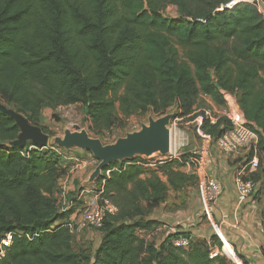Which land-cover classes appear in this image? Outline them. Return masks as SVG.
I'll use <instances>...</instances> for the list:
<instances>
[{
  "label": "trees",
  "instance_id": "16d2710c",
  "mask_svg": "<svg viewBox=\"0 0 264 264\" xmlns=\"http://www.w3.org/2000/svg\"><path fill=\"white\" fill-rule=\"evenodd\" d=\"M231 1L0 0V103L17 105L38 125L45 105L81 102L90 130L101 135L120 116L149 110L160 116L174 104L177 114L191 116L200 94L223 105L222 90L231 92L258 134L261 162L251 177L259 182V193L264 17L247 2L228 8ZM170 5L179 8V19L163 15ZM173 41L184 49L185 60L168 59ZM202 128L216 140L229 122L205 120ZM19 133L15 120L0 109V241L14 235L0 264H232L221 254L210 257L212 249L221 248L216 234L188 248L174 245L180 233L159 242L141 236L157 230V221L146 217L168 191L194 183L195 175L183 169L186 157L155 168L135 164L141 156L112 162L104 170L111 169L109 176L103 171L95 183L106 178L105 192L119 211L106 216L96 249L77 250L74 234L62 222L70 212H60L55 197L69 167L58 152L62 147L12 145Z\"/></svg>",
  "mask_w": 264,
  "mask_h": 264
},
{
  "label": "built area",
  "instance_id": "2783aa9c",
  "mask_svg": "<svg viewBox=\"0 0 264 264\" xmlns=\"http://www.w3.org/2000/svg\"><path fill=\"white\" fill-rule=\"evenodd\" d=\"M247 2L252 4L257 11L264 17V0H232L226 6L232 8L236 3ZM225 98V105L220 107L218 114H212L210 110H203L192 119L195 124L197 132L208 142L212 138L211 134H208L203 130L204 121H208L211 124H216L221 118H226L229 122V128L223 132L216 140L218 148L223 153H236L241 150L254 151L252 158L243 166L240 173L235 177V184L237 190V198L240 203L245 202L250 198L259 186V182L252 179L251 175L259 168V158L257 156V144L258 134L250 126L244 111L240 107L236 94L222 90ZM32 147L31 146L30 149ZM37 148V147H36ZM61 149V148H60ZM59 149V150H60ZM59 154L65 162L68 161L70 170L62 176L59 182L62 184L59 192L55 194L57 198L58 210L62 213H69L68 217L62 222L69 227L73 234H76L78 230L94 229L99 231L103 225L107 215H115L118 213L119 208L113 202L111 197L105 192L104 183L106 178L96 183V187L82 189L73 185L74 173L78 169H84L89 165H97L98 159L91 157L89 161L80 159L79 157H73L66 155L59 151ZM201 152H205V148ZM179 158L174 152L166 156H157L153 159H146L141 156V160H137L135 164H142L146 167L155 168L158 164H161L169 158ZM67 160V161H66ZM72 160V161H69ZM126 166V164H125ZM114 170H119L120 165H116ZM105 172V171H104ZM111 169H108L105 173L109 176ZM195 172H193L194 174ZM103 175V174H102ZM63 181V183H62ZM198 188L203 193L202 211L206 217L213 216V206L222 193V185L216 177L208 176L206 174L198 175ZM75 192L73 197H70V193ZM216 235L221 240V248L215 247L210 252V257L213 258L218 254L225 253L230 257L233 264H245L242 259L238 257L232 245L223 236L221 230L217 225H214ZM154 231V233H156ZM13 233H7L5 237L0 241V259L6 255V249L11 246L13 241ZM174 245L182 248H188L192 244L190 236H181L173 241Z\"/></svg>",
  "mask_w": 264,
  "mask_h": 264
},
{
  "label": "crops",
  "instance_id": "0c3cea01",
  "mask_svg": "<svg viewBox=\"0 0 264 264\" xmlns=\"http://www.w3.org/2000/svg\"><path fill=\"white\" fill-rule=\"evenodd\" d=\"M246 154L247 150L230 154L223 153L217 145H214L206 156L204 152H201V158L198 160L200 166H195L194 172L198 176L204 170V174L216 177L223 188L213 206V216L206 217L201 205L197 207L191 201V197H196L193 187L186 186L180 190L170 189L164 203L154 208L152 212L160 208L164 210L158 211L160 213L156 215L150 212L146 217V219L161 222L156 228L157 233L160 232L159 236L152 239V232H141V236L146 240L159 242L170 233H180V236H190L192 243L209 242L211 236L216 234L214 225H217L245 264H264V198L262 195H252L245 202L240 203L237 198L235 178L231 174V171L244 161L240 159ZM204 158L206 160L203 168ZM190 170V167L186 168L188 173L191 172ZM198 192L197 197L202 204L203 193ZM170 197L176 200L171 202ZM79 231L82 230H78L77 233ZM101 238L102 234L98 244Z\"/></svg>",
  "mask_w": 264,
  "mask_h": 264
},
{
  "label": "rangeland",
  "instance_id": "374dc122",
  "mask_svg": "<svg viewBox=\"0 0 264 264\" xmlns=\"http://www.w3.org/2000/svg\"><path fill=\"white\" fill-rule=\"evenodd\" d=\"M163 15L172 19H179L181 17L179 8L174 5H170L165 10L163 11ZM173 49L176 50V55L173 54ZM178 58L180 60H185V55H184V49L176 42H172V47L169 49L168 53V59L172 58ZM5 104L8 107L17 109L18 106L11 103V102H5ZM225 102L223 105H218L211 97L206 96L204 94H200L197 99V103L195 105V109L193 111V115L191 114L192 117H195L200 113L201 111L207 109L212 111V114H218L220 107L224 106ZM176 105L174 104L172 107L169 108L168 112H172L176 110ZM152 115L153 117L157 118L159 117L158 113H154L152 110H149L143 115H132L129 117H124L120 116L116 124L109 130L106 131L105 133L98 135L94 133L93 131L90 130V121H89V115L87 113L86 107L84 106L83 103L78 102V103H73V104H64V105H58L56 107H50L45 105L42 108L41 111V117L39 119L38 125L43 126L45 128V132L48 133L51 137L57 136V135H62L64 133L65 128H71L72 130L74 129L73 125H79L81 128L86 129L91 136L100 138L105 144L113 143L115 140L119 137L125 136L127 132H132L134 130H138L141 127L142 123H147L148 122V117ZM190 115H179V110L178 114H176L175 119L172 120L171 122V128H172V135H173V146L174 142L178 144V149L175 152V155L179 156V158L183 159V157L187 158V164L183 168L186 171L187 167H190V173L194 172L195 166H200L198 160L201 158V151L203 150V147L205 148V156L207 155L208 151L211 152V149L214 147V145H217L215 143V137L212 135V138L208 142L205 140L199 133L197 132L195 124L192 122ZM49 146V145H48ZM172 146V149H173ZM218 147V146H217ZM59 151L62 153L73 156V157H79L80 159L87 160L91 157H93V153L90 151H79V150H65L64 148H61ZM251 150H247V154L241 158L240 160H244L241 162L239 167H236L231 171V174L234 175V178L238 173L241 172L243 166L245 163L248 161V155L250 154ZM95 157V156H94ZM174 158V156L172 155ZM258 157L261 162V157L259 155L258 151ZM141 160V159H138ZM206 158L203 159V168L205 167L204 161ZM67 161V160H66ZM72 161V160H69ZM142 161V160H141ZM99 162V160H98ZM66 164L69 165L68 161L65 162ZM70 166V165H69ZM97 165H89L86 166L84 169H78L74 173V178L73 185L79 188L84 181L88 178L89 174L91 171L96 167ZM146 167V166H144ZM70 168H68V171ZM187 172V171H186ZM204 174V170H202V175ZM195 175V181L193 184L190 185V187H193V192L196 197H191V201H193L194 204H196L197 207L202 204L200 203V199L198 195V176L196 173ZM264 181V178H263ZM262 181V183H263ZM63 183V181H62ZM84 187L88 188H94L96 187V183L93 184H87ZM62 184L60 183V189ZM262 191L259 193H254V196L257 195H262V198H264V183L262 184ZM258 189V188H257ZM198 192V193H197ZM75 195V192L70 193V197H73ZM169 200V198H168ZM176 198L170 197V201L173 202L175 201ZM170 203V202H169ZM168 203V205H169ZM163 208H160L159 210H156L155 212L151 211V214H159L160 212L158 211H163ZM157 224H161V222L157 221ZM153 234L151 235L152 239H156L160 232L154 233V231H151ZM158 234V235H157ZM101 236V231H97L94 229H83L82 231H79L78 233L74 234V247L77 250L84 249L89 252H92L94 250V247L98 244V241ZM223 257H225L230 263H232V260L230 259L229 256H227L225 253H223ZM233 264V263H232Z\"/></svg>",
  "mask_w": 264,
  "mask_h": 264
},
{
  "label": "water",
  "instance_id": "95a60500",
  "mask_svg": "<svg viewBox=\"0 0 264 264\" xmlns=\"http://www.w3.org/2000/svg\"><path fill=\"white\" fill-rule=\"evenodd\" d=\"M0 109L13 118L20 129L18 138L11 142L12 145L24 147L30 141L38 148H44L50 144L67 151L75 149L92 152L99 162L84 181L87 184L95 183L112 162L133 160L136 156L153 159L159 155L172 154L171 122L176 117L177 108L157 118L150 115L148 122L142 123L140 129L127 132L125 136L109 144H105L100 138L91 136L86 129L76 124L73 125V130L65 128L62 135L51 137L43 131L41 126L32 124L24 114L16 109L4 103H0ZM85 183L80 186V189L84 188Z\"/></svg>",
  "mask_w": 264,
  "mask_h": 264
},
{
  "label": "bare ground",
  "instance_id": "6f19581e",
  "mask_svg": "<svg viewBox=\"0 0 264 264\" xmlns=\"http://www.w3.org/2000/svg\"><path fill=\"white\" fill-rule=\"evenodd\" d=\"M236 4H237V3H236ZM172 146H173V141H172V145H171V151L175 153V152L177 151V149H178L179 146H178V144L175 143V142H174L173 149H172Z\"/></svg>",
  "mask_w": 264,
  "mask_h": 264
}]
</instances>
